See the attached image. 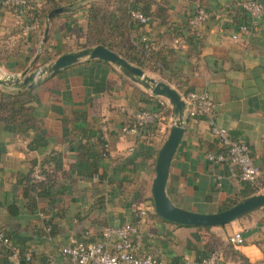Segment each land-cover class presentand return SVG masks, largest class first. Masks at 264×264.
Instances as JSON below:
<instances>
[{
  "label": "crops",
  "instance_id": "1",
  "mask_svg": "<svg viewBox=\"0 0 264 264\" xmlns=\"http://www.w3.org/2000/svg\"><path fill=\"white\" fill-rule=\"evenodd\" d=\"M79 1L88 7L93 0ZM243 1L166 0L178 30H185L200 4L208 13L197 28L199 39L191 45L182 39L179 44L174 72L184 87L209 94L217 104V125L248 142L256 164L264 169V18L253 19L242 8ZM69 11L50 21L48 40L35 67L88 47L87 10ZM150 18L135 31L137 37L158 35L159 22ZM40 19V30L29 34L20 25L24 50L8 62L0 61L8 74L24 71L37 55L48 22ZM28 22L30 16L25 18ZM0 25L18 24L11 13L0 12ZM242 25L248 30L242 31ZM145 72L167 81L182 96L187 94L158 73ZM31 90L34 115L41 122L37 130L22 135L14 124L0 120V227L23 252L31 253V264H71L62 255V247L78 240H100L104 229L126 224L137 229L133 235L136 253L153 254L163 264H173L176 258L183 264H209L198 261V253L204 251L221 253L215 264H264V208L208 229L177 224L157 214L152 186L163 144L158 134L169 130L173 120L171 106L162 104L166 98L103 60L66 67ZM138 109L160 112L162 120L140 135L124 134L122 128L133 123ZM186 126L170 167L167 191L171 200L191 211L216 213L250 193L252 185L241 179L230 162L207 159L208 152L223 150L210 131L208 118L189 119ZM93 130L100 131L109 153L100 161L99 174L86 178L76 169L78 146ZM47 157L54 160L46 167L58 175L52 189L55 201L40 198L32 209L20 179ZM237 233L244 243L233 245L229 239ZM0 264H13L1 241Z\"/></svg>",
  "mask_w": 264,
  "mask_h": 264
},
{
  "label": "trees",
  "instance_id": "2",
  "mask_svg": "<svg viewBox=\"0 0 264 264\" xmlns=\"http://www.w3.org/2000/svg\"><path fill=\"white\" fill-rule=\"evenodd\" d=\"M166 4V0H93L88 7H84L79 0H46L40 11L37 8L30 12H39L40 16L46 20L49 13L59 7H69V12L72 13L85 8L88 22L87 46L104 45L137 66L158 73L169 82L176 84L183 93H188L192 89L181 85L174 72L177 49L180 47L175 45V41L179 40L181 43L184 39L191 45L194 39H199L196 34L198 29L190 25H187L185 30L176 29L173 16ZM134 10H140L155 17L159 22L158 35L147 37L146 40H143V36L140 34L138 37L136 36L135 31L142 29L143 24L132 17L131 13ZM22 29L23 27L20 25H0L1 62H8L16 58L24 50V41L20 37ZM148 99L149 97L145 96V100ZM34 100V92L31 89L20 92L0 89V120L14 124L22 135L31 130H37L41 126V122L34 115L32 105ZM170 113L171 109H168L166 114ZM100 136V131L93 130L79 141L76 162L79 175L92 178L99 174L100 161L109 153L107 142L100 139ZM53 160L54 157H47L20 179L24 188V196L30 200L29 208L33 209L40 198H49L52 203L55 201L52 197V189L56 186L58 175L55 170L46 167ZM37 168L43 176L41 179L35 176ZM255 193H258V190L252 188L250 193L243 194L235 201L227 203L224 208H229ZM47 225L51 229L54 227L50 220L47 221ZM208 228L204 227V229ZM6 250L10 255L7 247ZM212 253L211 251L199 252L198 261L203 262ZM177 260L179 261V258H176L173 264H183Z\"/></svg>",
  "mask_w": 264,
  "mask_h": 264
},
{
  "label": "built area",
  "instance_id": "3",
  "mask_svg": "<svg viewBox=\"0 0 264 264\" xmlns=\"http://www.w3.org/2000/svg\"><path fill=\"white\" fill-rule=\"evenodd\" d=\"M43 0H0V12L11 13L18 25L24 26L25 34L32 31H38L41 28V19L39 13L30 11L41 7ZM242 8L253 18H264V2L261 0H244ZM132 17L146 25L150 22V16L140 10H134ZM30 16V22L25 23V18ZM208 18L206 9L198 6L192 16L188 18V25L198 28ZM242 31L248 30L246 25L240 27ZM199 37L198 30L196 31ZM235 38L238 36L235 35ZM147 37H143L146 40ZM179 40L175 41L178 46ZM185 100L184 120L187 122L200 116H205L209 120L210 131L217 137L223 146L220 152H208L207 159L216 163L230 162L239 170L243 181L248 182L258 193L264 192V169L259 167L252 155V150L248 142L243 139L232 137L226 130L219 127L216 123L217 104L211 99L205 91H190L183 95ZM165 106H171L166 99L162 103ZM162 120L160 112L150 109H138L135 112L133 123L122 128L124 134L140 135L150 127H156ZM174 122L172 120L171 125ZM170 125V126H171ZM170 129V128H169ZM169 130H160L158 137L164 142L168 136ZM108 146V144L106 143ZM38 179L43 178L39 168L35 171ZM144 215L145 211H141ZM137 229L132 224H126L119 227H108L103 230L102 238L97 241L78 240L73 244L62 247V255L68 258L71 264H163L153 254L140 256L136 253L133 235ZM0 241L9 249L13 264H31L32 255L30 252H22L14 244L8 233L0 227ZM230 243L240 245L244 243V238L240 233L230 237ZM221 256V253L215 251L205 260L206 263L215 264ZM185 264H191L186 261Z\"/></svg>",
  "mask_w": 264,
  "mask_h": 264
},
{
  "label": "water",
  "instance_id": "4",
  "mask_svg": "<svg viewBox=\"0 0 264 264\" xmlns=\"http://www.w3.org/2000/svg\"><path fill=\"white\" fill-rule=\"evenodd\" d=\"M68 7H59L47 17V28L39 51L32 63L22 72L8 74L0 66V89L22 91L32 89L45 77L53 76L66 67L91 60H103L115 65L124 75L142 84L154 95L166 98L172 108L174 122L168 136L160 147L156 163V177L152 186L155 210L162 218L181 225L215 227L228 224L252 211L264 208V192L252 194L233 206L216 213L191 211L176 205L168 195L167 183L174 155L187 131L184 120L186 103L182 94L165 80L158 79L122 55L104 45L88 46L73 52L64 53L46 64L35 67L44 44L48 40L50 21L58 14L68 11Z\"/></svg>",
  "mask_w": 264,
  "mask_h": 264
}]
</instances>
